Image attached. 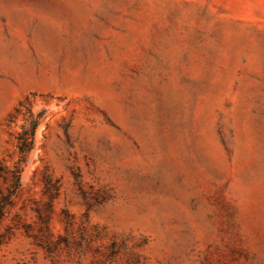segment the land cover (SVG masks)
I'll return each mask as SVG.
<instances>
[{"label": "rangeland", "instance_id": "rangeland-1", "mask_svg": "<svg viewBox=\"0 0 264 264\" xmlns=\"http://www.w3.org/2000/svg\"><path fill=\"white\" fill-rule=\"evenodd\" d=\"M30 110L0 264H264V0H0L1 165Z\"/></svg>", "mask_w": 264, "mask_h": 264}, {"label": "trees", "instance_id": "trees-1", "mask_svg": "<svg viewBox=\"0 0 264 264\" xmlns=\"http://www.w3.org/2000/svg\"><path fill=\"white\" fill-rule=\"evenodd\" d=\"M25 123L22 125V130L18 132L17 148L18 159L12 166H4L0 164V181L6 184V192L0 189V217L2 216L6 206L11 204L13 196L21 188V177L24 166L26 165L29 155L35 148L36 130L40 124L41 116L35 115L30 110L29 114L24 118Z\"/></svg>", "mask_w": 264, "mask_h": 264}]
</instances>
